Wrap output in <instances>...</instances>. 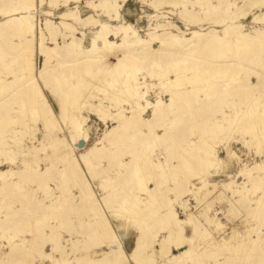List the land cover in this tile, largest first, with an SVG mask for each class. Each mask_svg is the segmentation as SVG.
Listing matches in <instances>:
<instances>
[{
  "label": "rangeland",
  "instance_id": "374dc122",
  "mask_svg": "<svg viewBox=\"0 0 264 264\" xmlns=\"http://www.w3.org/2000/svg\"><path fill=\"white\" fill-rule=\"evenodd\" d=\"M262 125L264 0H0V264H264Z\"/></svg>",
  "mask_w": 264,
  "mask_h": 264
},
{
  "label": "bare ground",
  "instance_id": "6f19581e",
  "mask_svg": "<svg viewBox=\"0 0 264 264\" xmlns=\"http://www.w3.org/2000/svg\"><path fill=\"white\" fill-rule=\"evenodd\" d=\"M29 18L27 17L25 20H28ZM24 27V26H23ZM123 30V29H122ZM125 35H126V31H125V33H124ZM137 41H139L138 39H137ZM158 44H159V46L161 47V45H160V43L158 42ZM152 48V47H151ZM238 48V47H237ZM152 51H154V50H152ZM143 55H146L147 54V52H148V50L147 49H144L143 51ZM42 53V52H41ZM101 55H102V53H101ZM141 55V54H140ZM102 57H103V55H102ZM118 57V56H117ZM116 57V58H117ZM237 59H238V57H237ZM179 60V59H178ZM239 60V59H238ZM115 65V64H114ZM111 67V66H110ZM173 67V69L176 71V74H175V80H173V87L174 88H176L179 92H181L182 91V86H183V82L185 81L184 80V78H183V76H184V74H185V72H184V70H182V68L181 67H179V66H172ZM32 67L30 66L29 68H28V73L31 75V72H32ZM134 72V71H133ZM128 75L130 76L129 78H128V81L123 85L124 86V88L123 89H125V91H131V90H134V87H133V84L135 83V81H134V78L132 77L133 76V74H132V72L131 73H128ZM164 75H167L166 73L164 74ZM26 77V76H25ZM40 77H41V80H42V83L46 86L47 84V82L43 79V77L41 76V74H40ZM130 79L132 80L131 82H130ZM133 81H134V83H133ZM234 81V80H233ZM233 81L231 80V82L233 83ZM172 82V81H171ZM41 83V84H42ZM39 90H40V88H39V86H37V85H34L33 86V88H32V95H33V97H34V99L36 98H38L39 96H40V93L41 92H39ZM178 92V93H179ZM128 94V93H127ZM184 94H185V92H184ZM131 95V94H130ZM182 95V94H181ZM128 97V96H127ZM185 100H186V97H185ZM35 101V100H34ZM38 100H36V102H37ZM39 102H41V101H39ZM38 104L36 103V106H37ZM40 105V104H39ZM36 106H35V103H34V107L36 108ZM34 107H33V110H34ZM38 107H40V106H38ZM186 108L189 110V108H190V104H188L187 106H186ZM38 110H42V108L40 109H37V113L39 114V112H38ZM189 113H190V111H188ZM41 113V112H40ZM45 114V111H43L42 112V114ZM43 114V115H44ZM46 115V114H45ZM42 116V115H41ZM191 118V117H190ZM73 120V119H72ZM79 121V120H78ZM78 121L76 120V121H68V122H70V123H73L74 124V127H78L79 126V123H80V121H79V123H78ZM75 122V123H74ZM67 123V122H66ZM70 123H69V125H70ZM68 124V123H67ZM259 125V124H258ZM68 126V125H67ZM66 126V127H67ZM71 126V125H70ZM69 126V127H70ZM261 126V125H260ZM263 126V125H262ZM69 127H67V128H69ZM258 127V126H257ZM264 127V126H263ZM260 128H262V127H260ZM69 132V131H68ZM67 152V151H66ZM66 152H65V150H63L62 152H60V154H62L63 156L62 157H64L65 155H66ZM66 157H67V161H68V163L67 164H69L70 163V161L68 160V155H66ZM66 161V162H67ZM139 170H141V169H139ZM82 193V192H81ZM85 195H89V192L87 191V190H85L84 191V196ZM260 200V199H259ZM257 213V212H256ZM165 216H167V215H165ZM103 229H106V227L104 226V228ZM183 243V241L181 242H179L176 246L177 247H180V245ZM187 245H188V243H187ZM230 246V245H229ZM139 248V251L138 252H134V254H132V257L133 258H135V260L136 261H138V260H140V258H139V254H140V249H141V247H138ZM193 250V249H192ZM191 250V251H192ZM185 252V251H184ZM184 252H179V254L177 255V256H174L171 260H169V264L172 262V261H176L177 259H179L180 258V256L181 255H183L184 254ZM190 253V252H189ZM187 257V256H186ZM183 258V257H182ZM112 260H113V262L115 263V264H126V262L124 261V259H123V256H122V252H114V253H112ZM134 260V259H133ZM137 263V262H136ZM172 264V263H171Z\"/></svg>",
  "mask_w": 264,
  "mask_h": 264
}]
</instances>
